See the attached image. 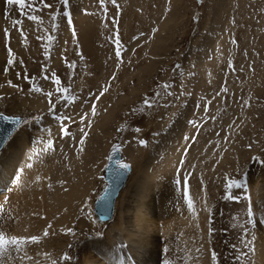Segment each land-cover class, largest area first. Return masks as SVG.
<instances>
[{
	"label": "rangeland",
	"instance_id": "1",
	"mask_svg": "<svg viewBox=\"0 0 264 264\" xmlns=\"http://www.w3.org/2000/svg\"><path fill=\"white\" fill-rule=\"evenodd\" d=\"M27 2L31 3L32 0ZM46 2L53 4V9H44L39 13H33L28 8L24 10L42 17V22H33L27 20L18 5H9L7 0H0V113L23 117L24 122L18 129L29 121L30 124L40 123L41 132L50 129L58 133V136L55 133L52 137L42 136L38 141L42 148H46L47 141L53 140L55 150H46L45 165L59 158L60 172L64 169L60 173V181L65 185L66 172L69 174L74 164L85 162L80 168L82 178L76 192L82 193L86 188L88 193L77 201L76 208L79 204L81 206L77 216L52 240L56 243L50 244L51 252L48 255L30 253L25 246L19 253L23 256L26 254V258L11 255L13 260L9 264H19L22 260H29V264H51L53 259L59 264L64 252L73 258L64 264H82L84 255L81 247L89 243L92 246L98 238L97 233H103L100 240L104 238L107 222L101 224L95 217L93 202L106 185L104 169L110 150L121 145L124 149L123 161L134 167L129 153L139 158L150 146L156 144L160 147L168 143L163 140L167 136L171 139L176 137L178 130H181L178 136L186 133L187 137H195L190 143L196 145V150L206 145L203 148L206 183L204 180L202 186L207 211L210 210L206 236L210 242L209 251L216 252L218 264H237L236 253L245 250L240 243L245 231L248 233L247 241L255 237L254 247L261 233L257 224L255 229L245 224V210L251 185L248 183V171L257 167L264 173V166L252 160L254 156L264 159V0H117L118 8L110 0H106L103 7L99 0H69L67 10L70 11L72 24L67 23V18L58 16L55 22L58 28L53 27L51 13L57 9L62 13L65 9L57 0ZM17 19L22 23L14 27L13 21ZM5 29L11 33L10 43L6 40ZM49 34L54 37L51 44L47 40ZM117 38L123 46V62H119L115 56ZM8 46L12 48L17 61L13 66L7 65ZM176 65L181 67L176 69ZM53 72L61 79L62 86L70 85L69 92L64 95L77 97L68 103V115L75 116L76 123L64 121L75 139L72 136L60 139V122L57 124L48 114L49 100L45 93H54L53 103L61 99L51 80L44 79L45 75L50 76ZM9 80L11 85L7 83ZM165 83L171 85L167 90L163 87ZM109 85V91L97 100L93 94L98 95L102 86ZM33 87H40L42 92L32 91ZM224 88L227 92L223 91ZM157 92L160 93L159 97L155 95ZM169 92L175 95H169ZM146 98H151L153 107L144 105ZM207 101H211V104L205 113L204 104ZM92 103L96 105L95 116L91 115ZM181 106L191 108L189 121L202 122L204 133L200 140L197 139L199 132L195 127L192 129L193 124L188 122L184 129L177 130V122L169 117L170 111L174 113ZM60 107L61 103H58V111ZM83 113H88V120L81 125L79 115ZM103 115L107 118L100 126L99 120ZM41 116L42 120L34 119ZM81 128L88 135L83 151H78ZM118 128L124 131L118 132ZM137 128L139 132L135 131ZM141 139L148 142L146 147L139 144ZM70 143L76 144V152L82 154L72 161V166L65 162L68 155L66 145ZM210 149L215 153H211ZM216 151L221 153L217 154ZM157 163L158 158L154 157L149 172H153ZM129 176H132V172ZM169 176H172L169 178L172 180L176 174ZM241 177L247 182V190L233 189L232 192L241 197L240 201L225 199L228 195L225 189L227 179ZM50 180L52 182L47 183L49 186L57 184L53 177ZM174 181L168 187L180 195L183 187L181 185V190L176 191ZM188 182L192 193L193 183ZM260 184L255 183L256 192L264 193V190H258V187L261 189ZM4 188L0 189L1 212L6 216L10 214V218H17L13 209L17 208L14 200L9 206L12 199L5 198L7 195L10 197L8 192L14 190L9 185ZM160 191L165 193L162 195L165 207L175 203L174 209L179 212L175 220L174 211L171 212L175 229L178 231L182 229L181 225L192 223L191 220L184 224L181 221L182 217L192 215L184 202L183 193L181 200L177 201L175 196L170 197L171 191L163 189V184L158 182L153 193ZM263 206L261 204L260 207ZM153 218L157 228L155 234L161 235L159 229L168 224L167 218L157 219L154 212ZM253 218L256 220L255 216ZM161 240L163 242L164 237ZM69 245L72 247L69 248ZM233 245H236L235 249ZM150 258L152 264L155 257L151 255ZM255 258L256 251L254 255L243 257L242 264H255ZM0 261V264H7L6 255Z\"/></svg>",
	"mask_w": 264,
	"mask_h": 264
},
{
	"label": "bare ground",
	"instance_id": "2",
	"mask_svg": "<svg viewBox=\"0 0 264 264\" xmlns=\"http://www.w3.org/2000/svg\"><path fill=\"white\" fill-rule=\"evenodd\" d=\"M32 108L36 109L34 106ZM190 109L191 108L188 109L187 107L181 106L174 113L170 111L169 117L174 118L175 122H177L175 126L177 130L178 128L184 129L186 126L185 124H188V115L191 114ZM188 111L189 113L185 114ZM59 112L68 115L70 106L65 108L64 104L61 103ZM106 118V115L100 118V126L103 125ZM197 118L198 120L200 119L199 117ZM21 119L20 125L24 122L23 117H21ZM56 123L58 124L59 121H56ZM200 125V131L197 135L198 140L201 139V135L204 133L202 122ZM171 126L173 127V125ZM171 126H169V132L172 134ZM18 127L16 129H18ZM39 129L40 123L36 122L35 124H30L29 121L26 122V124H23L17 131L15 130L16 133L14 135L12 134L13 136L11 135V138L9 137L10 140L8 139L9 141H6L7 144H4L5 146L0 150V189L4 188L5 185H9V187L14 190L8 192V194L10 193V197L7 195L5 198L12 199L9 206H11L14 200V204H16L17 207H12L17 218H10V214L6 216L0 209V230H4L9 235L40 236L42 238L41 243L33 246L28 245L26 247H28L30 253L33 252L42 255L45 253L49 254V251L51 252L50 244L56 243L52 240L57 237L56 235L60 234L63 227L68 224L71 225L81 207L79 204L76 208V203L86 195L87 190L85 188L83 192L79 194L76 192L78 186H80L79 184H81V182H79L82 178L80 168L85 165V162L84 164H74V166L69 169V174L66 172L67 184L65 185L60 181V178H62L60 173L64 171V169L60 172L59 158L51 161L50 165H45L46 148H42V144H39L38 141L42 136L50 135V137H52L54 133L58 136V133L56 134L54 130L49 132L48 129L41 132ZM192 129L194 130V127ZM180 131L181 130L177 131L176 137H172L171 139L167 136L163 140L168 143H164L160 147L156 146V144L150 146L139 158H135L133 154L129 153V159L133 161L134 166L132 167L133 170H131L132 176H128L130 179L128 183H125L127 186L124 185L126 187L123 186L120 190L121 193L119 192L120 194H118L119 199L118 197L116 199L113 217L106 221L104 238L102 240L96 238L92 246H90V243L88 245L82 244L83 247H81V252L84 255L81 260L82 264H119L118 260L106 261L109 259L110 254L125 258L130 257L132 258L133 264L134 262L138 264H140V262H143V264H151V255L155 257L153 259L155 264H165V261H169V264H212L211 252L209 251L210 242L206 237L208 235V213L210 210L207 211L208 205L204 201L205 189L203 188L204 190H201L203 187L202 185H204V180L206 183L204 175L205 161L203 162V160H205L203 148H205L206 145L200 148V150H196V145L191 144L190 140L186 139V133L178 136ZM66 147L68 148V152H66V154L68 153V157H65V162L68 166H72V161L79 158L82 154L80 155L76 152V144L70 143L67 144ZM210 150L211 153H215L213 149ZM122 151V153H124V149H122ZM185 152L187 153L186 155L184 154ZM218 153L220 154L221 152H217V154ZM154 157L158 158V163L153 172H149V170H152L150 163L153 161ZM181 159L185 161L183 171L185 173H191L189 181L193 183V186L190 195L195 201L196 214L194 215L192 213L189 217H182V223L189 220H191L192 223L189 225L183 223L184 225H181L183 226L182 229L177 231L171 217L172 211H174V220L176 219L175 215L179 213L174 209L175 203L165 207L162 197L165 193L163 191L158 193L153 192L157 188L158 182H160V184H163V189L171 191L172 194L170 197L175 196L177 201L181 200L183 196H180L183 192L178 195L177 192L172 191L168 187L171 185L170 182L175 180V178L170 180L169 178L172 176H169V174L175 175L177 173L178 162ZM28 163L32 164L31 168L26 167ZM20 169L24 171L20 173L19 182H16L14 175H16ZM54 169L55 171H53ZM248 174L250 179L247 180L248 183L251 184L248 189L250 190L249 197L253 205L254 216L256 220L259 221L257 225L261 232L259 237L257 236L258 238L255 243L257 258H255V264H264V206L260 207L261 204L264 205V201L262 200L264 199V193H257V188L255 187V183L258 184L260 182L261 189L258 187V190H264V173L261 168L257 169L256 167V170L254 169L251 172L248 171ZM52 177L57 184L49 186L48 184L52 182V180H50ZM104 182L107 185L105 172ZM152 202L154 203L152 204ZM5 204H7V202H5ZM182 207H184V205ZM153 212L157 219L162 217L167 218L166 220L168 222H165L168 224L164 222L167 225H163L161 229H159L161 235L155 234L157 228L154 226ZM95 217H97V215H95ZM97 219L101 224L106 223L100 221L98 217ZM142 222H144V226H142ZM49 225H51L50 228ZM46 229L49 231L48 236L50 237L45 238L43 237V232ZM178 236L179 238H177ZM163 237L164 240L162 242L161 238ZM92 241H94V239ZM121 243L126 245V247L119 253H116L115 246ZM93 251L96 253L94 254ZM148 252L149 255H147ZM11 255H15L17 258H24L26 256V254L23 256L21 253L16 252L10 255L6 254L7 264L10 263V260H13L10 257ZM50 256L51 255H49V257ZM37 257L40 258L41 256ZM45 257L46 256H44V258ZM27 261L29 260H22L19 264H29ZM125 264H128L127 259H125Z\"/></svg>",
	"mask_w": 264,
	"mask_h": 264
},
{
	"label": "snow or ice",
	"instance_id": "3",
	"mask_svg": "<svg viewBox=\"0 0 264 264\" xmlns=\"http://www.w3.org/2000/svg\"><path fill=\"white\" fill-rule=\"evenodd\" d=\"M57 2L59 4H61L63 6V8L65 9V11H63L62 13L60 12L59 9H57L56 11L51 13V21H53V27L54 28H58V24L55 23L57 21L58 16H62L64 18H67V23L69 25L72 24V20H71V14L70 11H68V7H69V0H57ZM111 4L116 6L118 8L117 5V0H110ZM7 3L9 5H18L19 9L21 10V13L23 15L26 16L27 20L29 21H33V22H42V17L38 14H28L27 12H25L24 10L26 8L31 9V11L33 13H39V12H43L44 9H53V4L51 3H47L46 0H32L31 3H28L27 0H7ZM106 3V0H99V4L103 7ZM39 5H43V7H39ZM86 11V10H85ZM104 11L106 12L107 9L104 8ZM22 22L17 19L13 21V26H18L20 25ZM21 35L23 36V30L21 29ZM4 34L6 37V40L9 41L10 43V38H11V33L8 29L4 30ZM73 34H75V31L73 30ZM40 37H38L39 39ZM47 40L49 42V44H51L54 40V37L52 35H48L47 36ZM116 51H115V56L117 58V60L119 62H123L122 61V55H121V50L123 48V46L120 44L119 39L117 38L116 40ZM7 53H8V57L9 59L7 60V65L8 66H13L14 64L17 63V61L14 59V53L13 50L10 46L7 47ZM50 58V56H49ZM69 67L74 68L75 65H69ZM180 65H176L175 68L178 69L180 68ZM7 71V69H5ZM19 77V74H18ZM115 78V77H113ZM25 79H32L31 77H25ZM45 80H51V82L56 86L55 91L56 93L60 94L61 99L58 101V103H63L64 107L67 108L68 103L69 102H73L77 99V97L72 96V95H64L65 93H68L70 90V85L68 87H64L61 85V79L59 78V76L56 75V73H51V75H45L44 76ZM9 85L12 84V82L9 80L7 82ZM109 86H102V88L100 90H98V95L97 94H93L95 96V98L98 100L99 97H103L105 95V93H107L109 91ZM163 87L167 90L171 87L170 84L165 83L163 85ZM32 91L35 92H42V89L40 87H33L31 89ZM224 92H227V89L224 88L223 89ZM169 95H175V93L169 92ZM220 93H217V95H219ZM45 95L48 97L49 100V109H48V114L49 116H51L54 120L59 121L60 122V139H64V137L66 136H72L71 132L68 129V126L64 124V121L67 120L70 124H75L76 123V117L75 116H70V115H66L63 112H59L58 111V103H53L52 102V98L54 93L53 92H47L45 93ZM157 97H159L160 93L157 92L155 94ZM211 104V101H207L204 104V112L207 113L208 112V107ZM144 105L148 108L153 107V103L151 101V98H146L144 100ZM197 107H200L199 105ZM141 111H143V109H141ZM97 114V110H96V105L95 103H92L91 105V115L95 116ZM9 120V121H13V122H19L18 118H13V117H5L2 113H0V120ZM37 120H42L43 117H37L34 118ZM88 119V113H83L79 115V123L81 125L85 124V121ZM189 123L193 124V127L196 128L197 133L200 131V123L197 121H189ZM91 124L89 122L88 127H90ZM48 131L50 132L51 130L48 129ZM82 136L79 140V148L78 151H83V145L85 143V139L88 135V133L84 130V128L80 129ZM118 132L124 131L123 128H118L117 129ZM135 131L139 132L140 130L137 128L135 129ZM158 135V134H155ZM73 139H75L74 136H72ZM186 139L190 140V141H194L195 137H186ZM139 144L141 146L146 147L148 142L141 139L138 141ZM0 147H2V145H0ZM249 148H251V145H249ZM54 149L53 146V140L49 139L47 141V145H46V149ZM119 150V146H116L113 151L114 153L118 152ZM185 155L187 154L186 152L184 153ZM113 157H109V159H112ZM252 160H254L257 163H260L262 166H264V159H262L261 156H254L252 157ZM116 165H117V172H116V176L119 177L123 174V171H126L130 168V165L121 161V160H116L115 161ZM185 161L183 159H181L178 162V167H177V173H176V177H175V185H176V191H180L181 190V185L183 186V199L186 202L187 208L190 212H192L194 215L196 214V209H195V201L191 198L190 195V185L188 183L189 178L191 176V173H185L183 171V166H184ZM26 167L31 168L32 164L28 163L26 165ZM194 167V166H193ZM24 170L20 169L19 172L15 175V181L19 182L20 180V173H22ZM225 189L228 193V195H226L225 199L227 200H235L237 202L240 201L241 197L238 195H233V189H241V190H247V182L245 179L241 178H237V179H227V183L225 184ZM202 191L204 190L203 187L201 189ZM248 199V205L247 208L245 210V215H246V220H245V224L246 225H251L253 228L256 226V224L259 222L257 220H255L254 217V209H253V205L251 202V198L250 197H246ZM103 199V198H101ZM206 203V201H205ZM51 227V225H49V228ZM243 227V226H241ZM70 234L75 235V233L72 230H68ZM212 229L209 230V234H211ZM49 235V231L46 229L43 232V237H48ZM98 238H102L103 237V233H97L96 234ZM247 236L248 233L247 231H245V235L244 238L240 240V243L244 245V249L242 251H239L236 253L235 255V259L237 261V264H242V260L243 257L248 256L249 254H253L255 253V247H254V241H255V237H252L251 241H247ZM41 237L37 236V235H31V236H17V235H9L7 234L4 230H0V260H3V258L5 257L6 254H11L13 252L19 253L22 247L28 246V245H37L39 243H41ZM69 248L72 247V245L68 246ZM126 247V245H124L123 243H121L120 245L115 246V251L116 253H119L120 251H122L124 248ZM233 248H236V245H233ZM167 251V250H166ZM45 255H48L47 253H45ZM73 258L69 255L68 252H64L61 257L59 258V264H64V262H70ZM125 259H127L128 264H133L132 258L130 257H119L118 255H109V260L110 261H119V264H125ZM211 261L212 264H218V256L216 254V252L213 250L211 252ZM51 264H58V261L53 259L51 261ZM165 264H169V261H165Z\"/></svg>",
	"mask_w": 264,
	"mask_h": 264
},
{
	"label": "water",
	"instance_id": "4",
	"mask_svg": "<svg viewBox=\"0 0 264 264\" xmlns=\"http://www.w3.org/2000/svg\"><path fill=\"white\" fill-rule=\"evenodd\" d=\"M5 117H13L18 118L19 122H13L9 120H0V145L4 146L5 142L9 139V137L14 133L16 128L21 123V117L14 116L10 114H6L1 112ZM119 146L118 152L114 153L113 149ZM114 146L109 153L108 162L105 168V179L107 181L106 187L102 190L99 198L94 202V212L99 218L100 221L106 222L110 218L113 217L115 202L118 197V194L121 188L125 185L129 173L132 170V165L129 162L123 161L122 154V146L116 145ZM0 147V150L1 148ZM109 157H113L109 159ZM116 160H121L130 165V168L126 171H123V174L119 177L116 176L117 165L115 163ZM103 198V199H101Z\"/></svg>",
	"mask_w": 264,
	"mask_h": 264
}]
</instances>
